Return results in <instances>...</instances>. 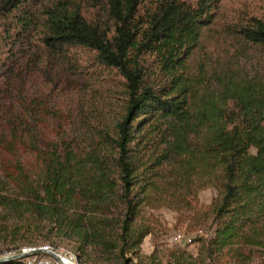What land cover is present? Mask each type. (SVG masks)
<instances>
[{
  "label": "trees",
  "instance_id": "obj_1",
  "mask_svg": "<svg viewBox=\"0 0 264 264\" xmlns=\"http://www.w3.org/2000/svg\"><path fill=\"white\" fill-rule=\"evenodd\" d=\"M215 2L51 0L32 12L29 0H0V16L21 10L17 24L24 32L37 26L48 53L88 50L95 67L118 74L124 88L114 127L97 130L102 154L75 149L60 125L56 138L47 139L52 114L39 97L0 127V146L10 153L22 146L40 168L30 180L19 164H2L26 210L57 216L77 195L94 212L117 209L126 264L125 253L151 233L134 228L144 207L188 203L193 189L211 187L218 198L210 209L211 235L198 239L203 256L178 248L170 252L173 264H214L225 250L239 264H264V21L251 18L240 30L263 64L253 65L244 51L226 63L195 66ZM111 192L115 200L106 201ZM0 204L12 202L0 196Z\"/></svg>",
  "mask_w": 264,
  "mask_h": 264
},
{
  "label": "rangeland",
  "instance_id": "obj_2",
  "mask_svg": "<svg viewBox=\"0 0 264 264\" xmlns=\"http://www.w3.org/2000/svg\"><path fill=\"white\" fill-rule=\"evenodd\" d=\"M51 0H29V10ZM194 2L195 0H188ZM212 23L203 31L193 57L194 65L206 67L246 56L253 65L263 64L261 55L241 41L240 30L251 18L264 21V0H216L212 5ZM21 10L0 16V127L22 115L26 105L41 99L52 116L44 130L47 139H55L60 125L73 147L90 152H105L97 138L100 128L112 129L122 114L124 88L121 77L95 67L92 52L68 48L48 53L40 40L39 28L23 31L17 24ZM36 21V20H35ZM54 114H59V118ZM57 119H59L57 121ZM0 129V134L2 133ZM61 132V130H59ZM59 132V133H60ZM19 164L30 180H36L39 166L32 153L18 146L14 153L0 146V196L11 205L0 204V259L14 257L22 248L40 249L19 257L22 264H122L118 243L122 240L123 217L117 209L94 212L89 201L77 195L62 206L57 216L47 210L36 216L26 210L17 192L6 179L2 164ZM189 202L152 203L142 209L135 227H149L151 233L141 244L126 252V264H173L170 252L186 248L194 257L201 241L211 235V204L218 198L214 188L193 189ZM106 201L115 200L114 192L105 193ZM20 200V199H19ZM15 204V206H13ZM176 234L191 239L185 245L173 240ZM47 252L58 254V263ZM15 260V259H13ZM214 264H239L231 251H223Z\"/></svg>",
  "mask_w": 264,
  "mask_h": 264
},
{
  "label": "built area",
  "instance_id": "obj_3",
  "mask_svg": "<svg viewBox=\"0 0 264 264\" xmlns=\"http://www.w3.org/2000/svg\"><path fill=\"white\" fill-rule=\"evenodd\" d=\"M173 240L174 241H177V242H181L183 243L184 245H187V244H190L191 243V239L190 238H186L185 236L183 237L182 235L180 234H176L174 237H173ZM40 250V249H39ZM38 249L36 250L35 248H22L21 250H19V252L15 253L13 252L12 255L15 257H24V256H27V255H32L36 252L39 251ZM58 255V254H57ZM59 256V255H58ZM58 263V262H57Z\"/></svg>",
  "mask_w": 264,
  "mask_h": 264
},
{
  "label": "water",
  "instance_id": "obj_4",
  "mask_svg": "<svg viewBox=\"0 0 264 264\" xmlns=\"http://www.w3.org/2000/svg\"><path fill=\"white\" fill-rule=\"evenodd\" d=\"M52 258H54L56 260V262H59V257L57 254L53 253V252H47ZM16 258H19V257H9V258H3V259H0V264L1 263H5V262H8L10 260H13V259H16Z\"/></svg>",
  "mask_w": 264,
  "mask_h": 264
},
{
  "label": "bare ground",
  "instance_id": "obj_5",
  "mask_svg": "<svg viewBox=\"0 0 264 264\" xmlns=\"http://www.w3.org/2000/svg\"><path fill=\"white\" fill-rule=\"evenodd\" d=\"M60 260H61V259H59V261H60ZM61 264H64L63 261L61 262Z\"/></svg>",
  "mask_w": 264,
  "mask_h": 264
}]
</instances>
